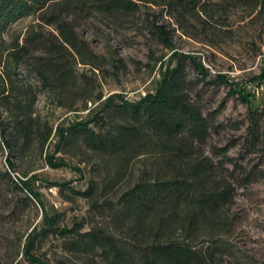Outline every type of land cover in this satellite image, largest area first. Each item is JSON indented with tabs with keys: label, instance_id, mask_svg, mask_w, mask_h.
Returning a JSON list of instances; mask_svg holds the SVG:
<instances>
[{
	"label": "trees",
	"instance_id": "obj_1",
	"mask_svg": "<svg viewBox=\"0 0 264 264\" xmlns=\"http://www.w3.org/2000/svg\"><path fill=\"white\" fill-rule=\"evenodd\" d=\"M26 18L22 34L0 41V63L30 74L53 106L87 113L54 129L28 101L1 90L0 151L8 152L10 170L16 166L10 158L23 159L31 149L55 168L80 155L77 164L92 166L86 188L74 194L108 222L86 231L82 222L60 228L59 215L45 212L41 231L24 243L25 259L39 262L32 255L36 236L59 234L69 251L97 254L104 264H224L223 255L235 254L221 236L232 229L235 191L257 179L226 148L207 149L217 133L216 112L205 111L200 97L206 86H224L244 104V143L259 148L262 158L264 103H254L226 73L211 77L199 55L179 51L174 37L179 31L216 48L234 31H264V0H0V31ZM97 25L145 30L169 52L165 60V53L151 60L152 69L159 63L152 92L133 100L118 93L104 98L102 82L127 69L114 52L106 57L92 47L85 27ZM252 78L264 84V67ZM51 136L60 157L45 151ZM37 177L24 174L16 184L26 200L40 203ZM90 258L83 264H92ZM258 263L246 252L229 261Z\"/></svg>",
	"mask_w": 264,
	"mask_h": 264
},
{
	"label": "rangeland",
	"instance_id": "obj_2",
	"mask_svg": "<svg viewBox=\"0 0 264 264\" xmlns=\"http://www.w3.org/2000/svg\"><path fill=\"white\" fill-rule=\"evenodd\" d=\"M29 21L28 18L18 20L5 31H0V41L8 42L22 34ZM85 29V36L98 53L107 57L109 52H114L116 57L126 62L127 71L118 73L119 78L109 76L102 82L104 98L118 93L133 100L153 91L158 79L159 63L152 69L151 60L159 59L164 53L162 60H165L169 52L151 41L145 30L108 29L98 25L86 26ZM234 33L231 40H218L216 48H211L200 40L191 39L176 31L174 44L181 52L197 53L211 77L218 72L226 73L229 79L242 83L245 92L249 93V99L263 104L264 84L253 81L252 77L259 76L264 67V31H247L245 28ZM1 90L12 97L28 101L30 110L54 129L57 125L65 126L70 121L81 120L87 113H67L53 106L46 94L37 89L33 77L10 61L0 63V113L5 107L1 101ZM200 103L205 111L216 112L217 133L211 136L207 149L226 148L228 157L247 170L253 168L257 179L235 191L228 210V217L233 221L232 229L221 235L232 246L235 254L223 255L222 261L229 264V261H235V257L246 252L260 264L264 260V158L257 153L259 148L245 146V124L242 123L245 120L246 106L235 96L229 95L226 87L214 88L212 85L203 88ZM54 141L55 137L51 136L45 151L60 157L61 154L55 152ZM8 157L6 150L0 151V264H83L90 257L93 258L92 264H104L97 254L88 257L69 251L64 238L59 234L41 238L40 235L36 236L32 255L39 262L27 261L23 253L27 236L32 233L37 235L43 228L45 212L59 215L60 228L70 227L75 222H82V231L106 226V218L91 210L85 199L74 194L86 188L88 170L92 163L84 168L83 164H77L80 158L78 155L69 161V166L55 168L44 160V154L40 156L36 150L31 149L23 159L10 158V161L16 163L15 169L10 170ZM76 165L80 170L76 169ZM228 165L232 167V164ZM5 172L10 174L13 182L8 180ZM24 174L38 176L34 187L40 203L33 199L26 200V192L17 187V179H24ZM60 184L65 186L60 187Z\"/></svg>",
	"mask_w": 264,
	"mask_h": 264
}]
</instances>
